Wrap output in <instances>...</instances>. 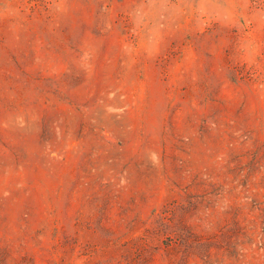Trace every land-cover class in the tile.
<instances>
[{"label": "rangeland", "instance_id": "374dc122", "mask_svg": "<svg viewBox=\"0 0 264 264\" xmlns=\"http://www.w3.org/2000/svg\"><path fill=\"white\" fill-rule=\"evenodd\" d=\"M0 264H264V0H0Z\"/></svg>", "mask_w": 264, "mask_h": 264}]
</instances>
